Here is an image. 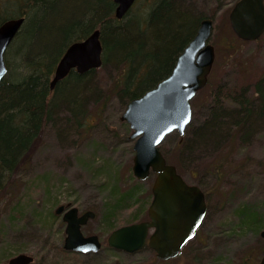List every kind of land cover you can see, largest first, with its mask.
Returning a JSON list of instances; mask_svg holds the SVG:
<instances>
[{
    "label": "rangeland",
    "instance_id": "rangeland-1",
    "mask_svg": "<svg viewBox=\"0 0 264 264\" xmlns=\"http://www.w3.org/2000/svg\"><path fill=\"white\" fill-rule=\"evenodd\" d=\"M150 1H136L129 17L140 14ZM185 1L188 9L197 10L196 15L213 19L210 42L216 57L208 83L192 99L193 116L185 134L171 132L160 147L187 181L200 185L206 193L208 211L196 237L169 260H158L147 246L136 252L108 246L112 230L148 219L154 176L141 180L133 173V129L121 119L127 99L117 87L121 68L106 61L94 73L96 94L88 95L84 114L76 118L68 110L58 111L16 173L11 188L1 194L0 263L20 252L32 254L34 264L46 257L47 264L259 263L264 227L258 233L243 229L239 211L255 207L264 218V120L250 130L233 122L216 146L189 155L184 150L213 108L233 109L243 99L257 101L255 85L264 75V34L255 41L237 37L229 19L236 0ZM11 62L18 70L22 57L13 54ZM151 81L146 77L140 88ZM112 184L118 193L137 188L138 194L136 202L120 208L108 226L104 212L114 201L109 189ZM60 204L75 205L82 212L96 211L82 229L100 236L103 246L98 252L62 249L65 224H60L62 215H51Z\"/></svg>",
    "mask_w": 264,
    "mask_h": 264
},
{
    "label": "trees",
    "instance_id": "trees-1",
    "mask_svg": "<svg viewBox=\"0 0 264 264\" xmlns=\"http://www.w3.org/2000/svg\"><path fill=\"white\" fill-rule=\"evenodd\" d=\"M20 1L23 3L17 4ZM132 7L117 18L114 0H0V25L8 18L25 16L6 50L8 72L0 81V198L11 188L16 173L29 160L57 112L68 110L78 118L85 112L88 95L96 94L92 79L97 68L85 73L72 70L50 88L56 65L72 42L101 29L102 65L110 61L121 68L118 93L128 104L172 71L203 19L195 14L197 10L187 8L185 0H152L134 18L129 17ZM13 54L22 57L18 70L11 62ZM149 76L152 81L140 88ZM255 86L257 101L243 99L233 109L213 108L209 119L195 128L184 152L189 155L216 146L233 122L250 130L264 120V75ZM160 148L170 161L167 151ZM109 189L114 201L104 212L108 226L120 208L136 202L138 194L137 188L118 193L112 184ZM239 215L240 227L245 230L258 233L264 227V218L255 207H243ZM38 263L49 261L46 257Z\"/></svg>",
    "mask_w": 264,
    "mask_h": 264
},
{
    "label": "water",
    "instance_id": "water-1",
    "mask_svg": "<svg viewBox=\"0 0 264 264\" xmlns=\"http://www.w3.org/2000/svg\"><path fill=\"white\" fill-rule=\"evenodd\" d=\"M115 14L122 18L136 0H114ZM236 35L244 40H255L264 33V0H237L229 14ZM25 22V16L6 19L0 25V81L8 72L5 53ZM213 19L205 17L187 46L179 54L172 71L155 86L131 99L121 119L133 129V173L147 179L156 173L152 185L153 198L148 208L149 219L125 224L114 229L108 245L126 252H136L146 245L158 259L178 256L186 243L195 236L202 224L208 205L205 193L197 184L189 183L175 164L168 162L159 148L166 136L178 131L184 134L192 120L191 100L208 82L215 61V47L209 42ZM103 64L101 29L95 28L84 39L72 42L55 68L50 82L53 90L57 83L72 70L85 73ZM66 222L64 248L78 252H97L102 242L97 234L85 235L82 226L95 212L65 205L56 208ZM260 235L264 238V228ZM33 255L18 253L0 264H31ZM264 264V253L259 261Z\"/></svg>",
    "mask_w": 264,
    "mask_h": 264
},
{
    "label": "flooded vegetation",
    "instance_id": "flooded-vegetation-1",
    "mask_svg": "<svg viewBox=\"0 0 264 264\" xmlns=\"http://www.w3.org/2000/svg\"><path fill=\"white\" fill-rule=\"evenodd\" d=\"M206 200H207V196H206ZM69 208V207H66V209ZM83 212L79 210V214H82ZM85 235H90V234H86ZM109 236V235H108ZM102 241V240H101ZM107 243H108V238H107ZM102 244H103V241H102Z\"/></svg>",
    "mask_w": 264,
    "mask_h": 264
},
{
    "label": "bare ground",
    "instance_id": "bare-ground-1",
    "mask_svg": "<svg viewBox=\"0 0 264 264\" xmlns=\"http://www.w3.org/2000/svg\"><path fill=\"white\" fill-rule=\"evenodd\" d=\"M57 66V65H56ZM25 67V66H24Z\"/></svg>",
    "mask_w": 264,
    "mask_h": 264
}]
</instances>
